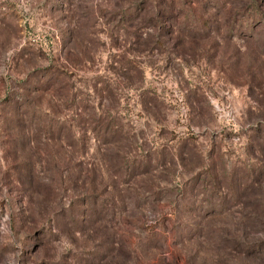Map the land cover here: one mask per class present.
Segmentation results:
<instances>
[{"label":"rangeland","instance_id":"rangeland-1","mask_svg":"<svg viewBox=\"0 0 264 264\" xmlns=\"http://www.w3.org/2000/svg\"><path fill=\"white\" fill-rule=\"evenodd\" d=\"M0 264H264V0H0Z\"/></svg>","mask_w":264,"mask_h":264}]
</instances>
